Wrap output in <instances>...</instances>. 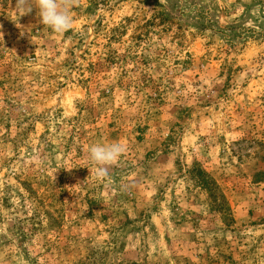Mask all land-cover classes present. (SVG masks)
Returning a JSON list of instances; mask_svg holds the SVG:
<instances>
[{"label":"rangeland","instance_id":"obj_1","mask_svg":"<svg viewBox=\"0 0 264 264\" xmlns=\"http://www.w3.org/2000/svg\"><path fill=\"white\" fill-rule=\"evenodd\" d=\"M60 3L0 0V264H264V0Z\"/></svg>","mask_w":264,"mask_h":264},{"label":"clouds","instance_id":"obj_2","mask_svg":"<svg viewBox=\"0 0 264 264\" xmlns=\"http://www.w3.org/2000/svg\"><path fill=\"white\" fill-rule=\"evenodd\" d=\"M24 15L32 11L33 6L38 10L40 23L57 34H62L73 25V18L69 8L62 5L60 0H16ZM2 38V34H0ZM125 151L124 145L119 142L110 144H96L90 147L88 161L95 168V176L103 180L109 176L110 167L118 162ZM53 174V180H54Z\"/></svg>","mask_w":264,"mask_h":264}]
</instances>
